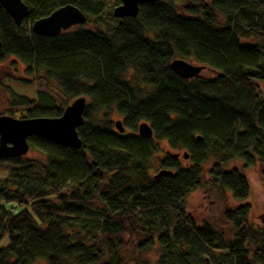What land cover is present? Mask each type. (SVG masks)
Returning <instances> with one entry per match:
<instances>
[{"label":"trees","instance_id":"obj_1","mask_svg":"<svg viewBox=\"0 0 264 264\" xmlns=\"http://www.w3.org/2000/svg\"><path fill=\"white\" fill-rule=\"evenodd\" d=\"M22 2L29 14L19 26L0 6V63L14 58L27 74L42 72L65 107L78 97L86 104L79 149L29 137L43 163L0 160L11 166L0 179V264H264V219L248 223L247 204L223 212L233 239L196 226L184 206L203 187L244 201L245 177L223 170L231 161L258 163L264 182V0L189 3L185 16L173 0L142 2L135 18L121 19L112 15L121 0L108 9L102 0ZM67 4L94 28L51 38L31 31ZM174 59L214 76L184 80L170 68ZM6 90L0 82V115L55 118L65 108L44 91L1 102ZM142 122L151 138L137 135ZM159 142L175 152L155 168ZM159 170L172 174L155 178Z\"/></svg>","mask_w":264,"mask_h":264},{"label":"rangeland","instance_id":"obj_2","mask_svg":"<svg viewBox=\"0 0 264 264\" xmlns=\"http://www.w3.org/2000/svg\"><path fill=\"white\" fill-rule=\"evenodd\" d=\"M104 8L113 6L112 0H102ZM174 8L179 15L185 16L183 11L184 7L189 3L199 5L209 0H173ZM83 28L92 30L94 28L91 22L85 25L73 26L68 31H74L77 28ZM255 40H240L241 44L252 45L255 44ZM185 62L191 65H197L192 60H185ZM213 73L204 68L198 77L212 78ZM0 82L8 90L1 93V102L11 100V94L18 96H24L29 99H34L37 96L38 91H44L50 95L55 102L56 106L64 108L63 97L59 91L57 84L49 79L43 77L42 72L26 73L25 66L14 58H7L0 63ZM264 97V86H263ZM3 105V104H2ZM6 108V105H4ZM10 116V115H6ZM12 117V116H10ZM15 118V117H13ZM20 119V118H16ZM110 120L114 123L120 120L116 114H111ZM175 151L171 150L165 142H159L158 151L152 157V163L154 167H157V161L166 154H172ZM182 152L179 151V161L181 165H186V162L181 158ZM25 160H32L43 163L45 161V154L37 149L29 148L26 155L21 157ZM10 165L5 162H0V179L7 176ZM209 168V163L203 167L204 172ZM236 168L246 179L248 184V196L244 201H236L231 198L229 193H225L224 196H220L218 193L210 189L209 187H203L191 192L184 202L185 212L189 215L196 226H201L203 223L207 224L212 231L218 234H222L224 238L233 239V231L231 225L223 218V212L227 209L233 210L238 206L247 204L250 208L248 215V223L254 226H260L264 219V182L260 177L259 164L254 166L244 167L242 161L235 160L224 165L223 170H230ZM207 178L204 174L203 179ZM7 244L6 239L0 242V248H3ZM218 255L220 252H214ZM150 260L153 262L155 257L150 256ZM41 264V263H39ZM260 264V263H256Z\"/></svg>","mask_w":264,"mask_h":264},{"label":"water","instance_id":"obj_3","mask_svg":"<svg viewBox=\"0 0 264 264\" xmlns=\"http://www.w3.org/2000/svg\"><path fill=\"white\" fill-rule=\"evenodd\" d=\"M159 0H121L120 4L112 9L114 18H135L138 14V5L142 2H157ZM0 6L10 16L16 26L28 16V7L22 0H0ZM87 18L73 5H64L55 9L48 16L37 19L31 24V31L43 37H55L73 26L85 25ZM2 44L0 41V55ZM170 68L178 77L189 80L197 77L204 69L200 65H191L184 60L174 59ZM85 98L78 97L68 104L59 117H38L16 119L0 115V160L21 158L26 155L29 145L27 139L36 137L45 139L62 147L79 149L81 141L77 135V128L83 123L82 113L85 108ZM114 129L119 133L124 128L119 120L115 121ZM139 137L151 138L150 126L142 122L137 128ZM177 157L176 154H174ZM187 155L183 154V159ZM171 171L159 170L155 178L171 175Z\"/></svg>","mask_w":264,"mask_h":264}]
</instances>
